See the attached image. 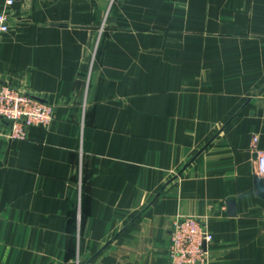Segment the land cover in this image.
Listing matches in <instances>:
<instances>
[{"label": "crops", "instance_id": "0c3cea01", "mask_svg": "<svg viewBox=\"0 0 264 264\" xmlns=\"http://www.w3.org/2000/svg\"><path fill=\"white\" fill-rule=\"evenodd\" d=\"M6 1L0 87L54 114L0 118V264H169L184 216L264 264V0Z\"/></svg>", "mask_w": 264, "mask_h": 264}, {"label": "built area", "instance_id": "2783aa9c", "mask_svg": "<svg viewBox=\"0 0 264 264\" xmlns=\"http://www.w3.org/2000/svg\"><path fill=\"white\" fill-rule=\"evenodd\" d=\"M7 0L5 5H10ZM5 6L0 8V35L9 30ZM52 105L10 85L0 87V118L9 122L8 138L24 140L31 127L47 128L53 120ZM256 172L264 178V152H258ZM213 236L201 218H177L171 227L165 250L169 264H209L208 245Z\"/></svg>", "mask_w": 264, "mask_h": 264}, {"label": "water", "instance_id": "95a60500", "mask_svg": "<svg viewBox=\"0 0 264 264\" xmlns=\"http://www.w3.org/2000/svg\"><path fill=\"white\" fill-rule=\"evenodd\" d=\"M38 100H40V99H38ZM40 101H42V100H40ZM254 188H255L257 195L261 199H264V178L254 176Z\"/></svg>", "mask_w": 264, "mask_h": 264}]
</instances>
